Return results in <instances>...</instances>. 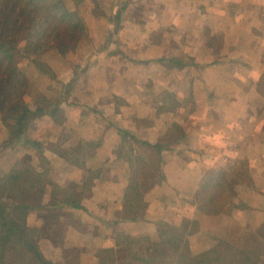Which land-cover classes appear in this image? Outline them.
Here are the masks:
<instances>
[{
	"label": "crops",
	"instance_id": "1",
	"mask_svg": "<svg viewBox=\"0 0 264 264\" xmlns=\"http://www.w3.org/2000/svg\"><path fill=\"white\" fill-rule=\"evenodd\" d=\"M82 1L72 7L87 28L80 48L42 56L57 77L74 62L71 77L61 76L69 94L32 129L60 149L3 147L13 123L0 113V175L23 161L42 172L40 154L47 161L52 184L35 194L27 225L41 228L43 208L63 207L60 236L38 242L43 258L135 264L142 239L158 244L160 225L185 220L188 256L226 242L264 258V0ZM31 72L26 102L35 111L30 97L54 81ZM219 172L234 195L221 213L203 214L200 186ZM133 180L140 207L129 198ZM67 198L75 206L62 204Z\"/></svg>",
	"mask_w": 264,
	"mask_h": 264
},
{
	"label": "trees",
	"instance_id": "2",
	"mask_svg": "<svg viewBox=\"0 0 264 264\" xmlns=\"http://www.w3.org/2000/svg\"><path fill=\"white\" fill-rule=\"evenodd\" d=\"M85 31V23L78 8L69 9L65 0H0V112L5 121L13 118L17 124V130L9 132L11 140L16 136L25 137L29 121L43 112L40 106L32 111L24 105L28 80L17 64L20 48L26 53L57 50L65 56L75 51ZM25 144L31 148L42 145L39 142L32 143L27 137ZM145 146L159 152L163 149L161 145ZM40 162L41 167L45 168L47 161L42 154ZM144 166L145 163L133 169V174H137ZM45 183L52 184L49 170L46 168L37 172L29 163H25L20 171L13 169L1 175L0 264H7L8 257L9 261L14 260L12 264H51L41 255L38 242L42 238L58 237V228L64 219L62 215L53 213L61 206L53 202L50 207L43 208L45 214L41 228L27 225V215L33 207L35 194ZM231 188V179L222 172L206 180L196 197L199 210L208 215L221 213L234 195ZM129 198L132 202L138 200L139 207L142 204L139 186L134 180L129 187ZM62 202L75 206L69 198ZM189 228L190 221L187 220L180 228L160 225V243L142 239L140 245L145 242V248L142 256L136 257L135 264H264L259 251L237 248L226 242H220L201 255L188 256L184 251L188 250ZM140 245L136 246V251ZM156 249L158 253L154 256L151 251Z\"/></svg>",
	"mask_w": 264,
	"mask_h": 264
},
{
	"label": "rangeland",
	"instance_id": "3",
	"mask_svg": "<svg viewBox=\"0 0 264 264\" xmlns=\"http://www.w3.org/2000/svg\"><path fill=\"white\" fill-rule=\"evenodd\" d=\"M66 2V6L71 9V10H76L77 8L73 9V4H75L76 6H79L81 2H83L82 0H65ZM78 4V5H77ZM79 10V9H78ZM79 14L81 15V17L83 18L82 14H81V11L79 10ZM84 20V18H83ZM87 30V28H86ZM86 31L84 32V34L82 35L81 37V40H84L85 39V36H86ZM81 40L79 41V44H81ZM215 40V43H216V47H220L221 45V42H220V38H214ZM83 42V41H82ZM79 44H78V49L80 48L79 47ZM77 48L75 49L78 50ZM50 51V50H49ZM49 51H46V52H43V53H26L24 51L23 48H20L18 54H17V64H18V67L21 69V71L24 73V75L27 77V80H28V87L26 89V95L24 96V105H26V107H28L27 105V97L29 96V87H30V77H32V72H31V67H36L39 71L43 72V73H48L47 77L49 78L50 81H54L53 83V88L49 90V92H47V94H43V95H37V96H32L30 97L32 100H31V103L30 105H34L37 104V106H40V108L43 109V112L38 114L33 120L29 121L28 123V130L26 132V135L25 137H22V138H19V137H15L14 140L12 138V140L9 138V132L14 131V130H17V124L16 122L14 121L13 118H10L9 120H6V122H11L13 123L12 124V128L11 130L9 129V132L4 136V141L2 143V146L3 147H9V146H12L14 145L15 143H17V145H21L23 147H26V148H31L29 145L25 144V139L26 137L32 142V143H36L38 142L36 139H37V134L34 133L32 131V129H35L34 128V123L37 119V117L39 115H42L44 114V112L48 111H53L54 109H56L61 101V99H64L66 98V96L69 94L70 92V89H67L65 88L66 86L70 87L71 84L69 83L68 84H64L66 82H63L62 83V80H61V76L62 75H65L67 77H71V73L74 71L73 69V66H74V62L73 60H69L68 64H67V70L65 71L64 74L60 75L59 77H57L55 75V73L47 70V64H46V61L43 59V54L49 52ZM57 51V50H56ZM74 52V51H73ZM72 53V52H70ZM68 53V54H70ZM67 54V55H68ZM65 55V56H67ZM63 56V55H62ZM80 73V71H77V75ZM75 79V78H74ZM57 82V83H56ZM40 84L41 83H37L36 87H40ZM29 108V107H28ZM30 109V108H29ZM46 110V111H45ZM55 111V110H54ZM1 113V112H0ZM2 115V118H3V114L1 113ZM4 120V118H3ZM5 121V120H4ZM46 128H48V125L46 124ZM32 131V132H31ZM21 140V142H19ZM130 142V141H129ZM19 143V144H18ZM131 143V142H130ZM35 148V147H34ZM35 149H60V147H57V146H54L52 144H47V143H44L41 145V147L39 148H35ZM79 149H85V146L82 145V147H79ZM140 149L142 150H146L148 151L149 153V150L146 149V147H141ZM82 155V152L81 153H78V156H81ZM147 155L146 153H144V156ZM27 163V162H20L19 164H17L15 167H14V170H18L20 171L23 167V165ZM142 163V162H141ZM141 166V164H139ZM47 168V165L45 166V169ZM48 169V168H47ZM1 177V175H0ZM227 193V192H226ZM228 195H229V192H228ZM34 202V200H33ZM34 204V203H33ZM45 214V213H44ZM44 214L42 216H44ZM53 214L55 215H62L60 212L56 211L54 212ZM54 216V215H53ZM66 216V214H65ZM63 224V223H62ZM62 224L60 225V227L58 228L59 230V233H58V237L60 236V228L62 226ZM57 238V237H56ZM50 239H54V238H50ZM261 253V252H260ZM262 255V254H261ZM263 256V255H262ZM13 258V257H12ZM18 259V258H16ZM14 262L13 261H9V257H8V262L7 264H12ZM142 264V263H140Z\"/></svg>",
	"mask_w": 264,
	"mask_h": 264
}]
</instances>
